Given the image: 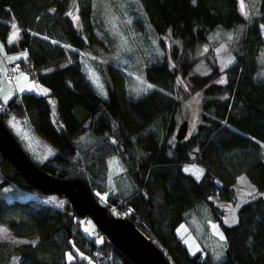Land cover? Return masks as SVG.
Wrapping results in <instances>:
<instances>
[{
	"label": "trees",
	"instance_id": "16d2710c",
	"mask_svg": "<svg viewBox=\"0 0 264 264\" xmlns=\"http://www.w3.org/2000/svg\"><path fill=\"white\" fill-rule=\"evenodd\" d=\"M90 2L0 0V41L9 57H19L7 58L10 71L26 70L47 90L25 89L19 99L9 94L0 112L4 124L8 127L7 112L24 116L33 133L53 149L35 163L53 175L81 177L90 190L82 170L99 187L105 157L115 154L132 186L123 200L113 193H107V199L118 212L126 205V216L172 264H264V74L256 57L263 42L259 22H264V0H257L256 12L232 48V63L221 70L205 52L202 72L192 65L210 29L244 19L237 0H139L154 31L168 34L170 41L159 60L142 68L153 87L135 96L124 93L125 75L119 67L108 63V70L115 72L101 77L104 96L81 69L76 50L92 40ZM71 5L78 27L68 15ZM13 23L19 30L15 38L9 35ZM221 78L226 82L218 83ZM191 94L197 95L195 126L175 138ZM84 132L94 141L79 149L74 137ZM184 162L196 163L200 174L183 170ZM239 173L254 184L255 198L237 202L231 183ZM8 183L35 195L0 196V224L14 234L36 236L19 243L0 238V264H10L12 257L15 264H86L89 258L95 264H134L105 234L92 236L88 227L83 230L82 217L62 193L46 192L61 197L60 204L44 200L46 193L27 183L0 154V186ZM210 193L234 206L236 223L222 220ZM200 202L207 207L206 212L200 209L201 215ZM205 213L224 236L218 255L205 243L189 252L181 241L185 229L198 236L191 218L201 221Z\"/></svg>",
	"mask_w": 264,
	"mask_h": 264
},
{
	"label": "rangeland",
	"instance_id": "374dc122",
	"mask_svg": "<svg viewBox=\"0 0 264 264\" xmlns=\"http://www.w3.org/2000/svg\"><path fill=\"white\" fill-rule=\"evenodd\" d=\"M240 3L241 0H237L239 10ZM243 3L245 5L243 13L244 19L235 22L230 26L217 24L207 33L206 42L202 44L196 52V55L199 54L200 57H198L193 63V70L202 72L205 69L206 63L203 55L205 52L214 56L218 68L223 67V61L229 56L232 58V48L237 44L238 38L245 24L257 10V0H243ZM90 4L91 14H94V17L91 18L92 24L90 28L92 40L89 44L87 42L85 48H76L81 69L95 90L100 95L104 96L105 86L103 85L101 77L102 75L109 76L115 72V70H108L107 68L108 63H111L124 72V93L127 96H135L145 90L148 84L152 85L151 82L143 77L142 68L147 63L160 59L164 51L168 49L170 37L166 33L157 34L154 31L139 0H91ZM68 13L73 14L70 15L72 19L73 16H77L74 5L69 7ZM73 22L75 26H79V20L73 19ZM259 26L263 42L259 47L256 57L258 71L260 72L261 70L264 74V22L260 21ZM14 32L15 29L12 28L9 35L13 36ZM81 34L86 39V35L83 32H81ZM228 34L232 35L231 40L228 39ZM159 38L162 39V43L159 41ZM48 39L54 41L52 37H48ZM67 46L74 49V47L69 44H67ZM221 46L224 47V51H218L221 49ZM0 53L2 54L0 59V101L4 100L3 97L5 95L10 96L9 94H11L13 87L17 90L21 87L26 89L31 87L35 92H44V90H46L45 85L37 81L26 70L12 67V70L10 71V68L7 65V58H9L10 55H7L4 52L1 41ZM168 61L170 62L169 59ZM6 72L12 75V81L7 79ZM22 73L28 77L27 81L18 79L21 77ZM175 80L176 83L181 81L179 75H176ZM184 102L187 107V116H185V132H187L193 126V121L196 120L195 109L197 106V95L191 94V96L187 97ZM4 120H6L9 130L18 143L34 162H37L38 160L40 161L52 152L53 149L51 146L33 133L29 128L24 116H18L12 112H7L5 113ZM93 141V136H91L89 132L80 133L74 137V142L79 145V149H85L90 143L92 144ZM105 166V173L99 187L94 184L95 182L90 179L89 174L86 171H82L86 175L88 183L91 184V192L95 199L100 203H103L109 212L118 214L117 206L107 199V193H113L119 198L118 200H123L122 195H125L131 190L132 183L115 154L112 153L105 157ZM184 168L191 172L200 169V167L194 162L184 164ZM236 184L237 193L239 195L238 197L236 196L238 202L242 199L240 197L247 195L248 191L245 188V184L241 182ZM26 194L35 195L33 192H26ZM26 194L24 190L9 183L0 186V196L3 197H23L27 196ZM211 196L213 200L217 199L215 193ZM101 197H104V199H101ZM43 199L52 201L56 204L62 202V198L55 193H46V195L43 196ZM221 202L220 204L223 206L222 220L224 222L229 221L234 214L233 206L228 202ZM198 205L200 206L199 210L207 211V207L203 202H200ZM201 210L200 215L203 213ZM180 224L181 223H179V225ZM87 227L88 225L82 226V229L86 231ZM179 231L180 230L178 229V233ZM34 236H36L35 233L28 235L14 234L7 227L0 224V238L7 239L9 242L19 243L24 240L33 239ZM181 237L184 238V235L181 234ZM213 246L216 249L219 246L216 239L213 240ZM14 259L15 257H12V262L10 264H15ZM86 264L95 263L89 258L87 259Z\"/></svg>",
	"mask_w": 264,
	"mask_h": 264
},
{
	"label": "water",
	"instance_id": "95a60500",
	"mask_svg": "<svg viewBox=\"0 0 264 264\" xmlns=\"http://www.w3.org/2000/svg\"><path fill=\"white\" fill-rule=\"evenodd\" d=\"M185 130L186 119L183 118L174 129V137L184 136ZM0 154L27 183L45 193H62L76 215H87L99 232L105 234L110 243L134 264H172L159 246L138 229L131 219L107 211L81 177H60L40 168L23 150L1 117Z\"/></svg>",
	"mask_w": 264,
	"mask_h": 264
},
{
	"label": "crops",
	"instance_id": "0c3cea01",
	"mask_svg": "<svg viewBox=\"0 0 264 264\" xmlns=\"http://www.w3.org/2000/svg\"><path fill=\"white\" fill-rule=\"evenodd\" d=\"M263 156H264V151H263ZM189 163H192V162H184L182 164V169L186 170L184 168V164H189ZM186 171L194 174L195 176H198L200 174V172H201V168L198 171L196 169L195 172H191L189 170H186ZM245 181H248V182H245ZM238 182H241V183L245 184V186H246L245 188L247 189L248 193L249 192H253V189H254L253 195L256 193L254 184L247 179V177L245 176L244 173H239V174H237L235 176L234 180L231 183V185H232L237 197L239 196L238 193H237V189H236V185H237L236 183H238ZM241 188H243V187H241ZM212 194H214V193H212ZM212 194H209L208 196L213 200V198L211 196ZM215 196H216L217 199H215L213 201L219 206V208L221 210L220 215H221V218H222L223 206H222V204H220V202L221 201H225V202H228V203H230V202L225 200V199L219 198L216 195V193H215ZM248 197H250V196L246 195V196L240 197V198H242L241 200H244V199H247ZM241 200H239V201H241ZM233 209H234V206H233ZM233 213L235 214V211H233ZM230 222H231V220H229L227 223H230ZM211 224H214L215 226L211 225ZM191 225H192L194 230H195V226L197 227V229L199 231V234L197 236L195 234V232H193L191 229L190 230L189 229H185V231L182 233L184 235V238L181 237V241L186 246V249L189 252H192V251L197 250V249L199 250V249H201V243H205L204 245L209 249V251L213 255H218V249L219 248L217 247V249H216L213 246V240L216 239L218 241V243H219V246H221V242L223 240L220 239V234H222V232H221L220 228L218 227L217 223L215 221H213L212 219L208 218L206 216V213H205L203 218L201 219V221H195V220H192V218H191ZM213 227H214V229H213ZM200 228L202 229L201 231H200Z\"/></svg>",
	"mask_w": 264,
	"mask_h": 264
},
{
	"label": "snow or ice",
	"instance_id": "6c2138e0",
	"mask_svg": "<svg viewBox=\"0 0 264 264\" xmlns=\"http://www.w3.org/2000/svg\"><path fill=\"white\" fill-rule=\"evenodd\" d=\"M193 3H195V0H193ZM240 10H241V13L243 14L244 13V10H245V5H244V3H243V0H241V3H240ZM68 15H73L72 13H68ZM73 19L74 20H78L79 18L77 17V16H73ZM12 28L13 29H16V32H14L13 33V38H15L17 35H18V29H17V26H16V24H12ZM228 39L229 40H231L232 39V35L231 34H228ZM225 49H224V47L223 46H221V49H219L218 51H224ZM24 55H27V53H24ZM9 60H13V59H19V57H9L8 58ZM232 63V58L229 56L226 60H224L223 61V68H227L228 67V65L229 64H231ZM223 68L221 69V70H223ZM18 79H23L24 81H27L28 80V77L26 76V75H24L23 73L21 74V77L20 78H18ZM226 81L223 79V78H221L219 81H218V83H221V84H223V83H225ZM153 86L151 85V84H148L147 85V89H151ZM25 89L24 88H19V91H24ZM28 91H31L32 90V88L31 87H29L28 89H27ZM146 90V89H145ZM45 92L47 91V90H44ZM199 95V94H198ZM3 99H4V101H5V103H7V101H8V99H9V96H7V95H5L4 97H3ZM195 126V120L193 121V127ZM253 192H254V189H253ZM253 192H249V193H247V195H249V196H252L253 198H255L254 197V195H253ZM101 199H104V197H101ZM245 202H247V201H245ZM237 207H239V205H237ZM228 221H226V223H227ZM237 222V220H236V216H235V214H233L232 215V217H231V223L232 224H234V223H236ZM220 239L221 240H224V236L222 235V234H220ZM68 259L71 261L72 259H73V256H72V254H68Z\"/></svg>",
	"mask_w": 264,
	"mask_h": 264
},
{
	"label": "built area",
	"instance_id": "2783aa9c",
	"mask_svg": "<svg viewBox=\"0 0 264 264\" xmlns=\"http://www.w3.org/2000/svg\"><path fill=\"white\" fill-rule=\"evenodd\" d=\"M1 55H2V54L0 53V59H1ZM6 74H7V75H6L7 78H8V79H11L10 74H9L8 72H6ZM20 92H21V91L17 90L15 87H13L12 90H11V94H12V96H13L14 98H16V99H19ZM5 108H6V104H5V102H4V101H0V110H4ZM120 212H121L122 214H126V212H127V206L124 205V207L121 208ZM80 223H81V224H86V223H87V217H86V216H82V218L80 219ZM97 232H98V231H97V229H96L95 226H92V227L89 228V233H90L92 236H93V235H96Z\"/></svg>",
	"mask_w": 264,
	"mask_h": 264
}]
</instances>
